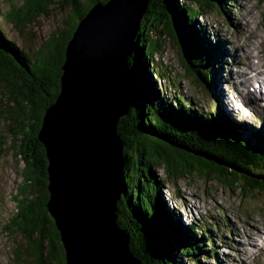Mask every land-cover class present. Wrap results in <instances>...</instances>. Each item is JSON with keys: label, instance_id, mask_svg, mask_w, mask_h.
Instances as JSON below:
<instances>
[{"label": "trees", "instance_id": "16d2710c", "mask_svg": "<svg viewBox=\"0 0 264 264\" xmlns=\"http://www.w3.org/2000/svg\"><path fill=\"white\" fill-rule=\"evenodd\" d=\"M68 1L71 12L65 16L63 26L52 32L34 51L7 39L0 26V49L5 50H0V86L3 90L0 93V121L8 123L6 131L13 138L9 149L16 150L13 155L19 157L23 165L20 172L22 180L14 196L18 208L17 226L22 236L33 243L36 264H65L60 234L47 209L48 161L38 138L42 119L59 94L65 49L77 26V18L83 17L93 3L107 0ZM168 1L192 65L211 88L215 82L213 60L221 44L209 43L204 27L198 22V17L208 14L211 7L209 3L203 4L198 0ZM214 2L219 7V2L224 1ZM22 4V7L8 5L0 15L20 33L37 17L48 13L55 2L23 0ZM168 15L162 0H150L147 14L140 24L134 55L137 80L143 88L135 102L137 130L134 134L130 132L132 137L126 144V191L119 201V221L126 225L127 219H138L143 215L160 259L144 254L148 264H205L206 259L222 264L213 250L214 242L208 240L206 245L204 241V237L212 236V232L201 229V242L198 243L196 226L191 223L184 225L178 213L175 215V211L166 205L162 194L165 182L157 177L155 163L163 167L168 180L182 179L191 171L176 170L170 164L174 161H167L159 153L155 157L153 153L158 148L152 136H164L187 150L200 152L238 170L254 172L258 179L264 180V134L245 137L241 127L219 106L215 109L209 107L203 112L181 94L172 92L171 98L161 94L151 77L156 75L158 64L151 58L159 51L160 37L173 39ZM121 132L124 133L122 129ZM257 186L264 189V182ZM134 228L137 233L141 232L138 239L143 238L142 243L145 244L141 250L147 249L150 253L142 234L143 228L130 227V233H136Z\"/></svg>", "mask_w": 264, "mask_h": 264}, {"label": "water", "instance_id": "95a60500", "mask_svg": "<svg viewBox=\"0 0 264 264\" xmlns=\"http://www.w3.org/2000/svg\"><path fill=\"white\" fill-rule=\"evenodd\" d=\"M198 1L211 5L216 0ZM162 2L185 73L210 93L209 84L195 70L183 45L169 1ZM149 6L150 0L95 2L77 18L65 49L59 94L42 119L38 138L48 161L47 209L60 234L65 264H148L144 254L159 255L143 215L127 219L125 225L119 221L118 209L126 191V144L130 132L137 130L135 102L143 88L137 80L134 54ZM152 138L158 148L155 157L159 153L174 161L170 164L176 170L212 174L226 182L230 177L240 182H264L254 172L219 163L164 136ZM130 227L143 228L150 253L141 250L145 247L143 238L138 239L141 232L134 228L132 234Z\"/></svg>", "mask_w": 264, "mask_h": 264}, {"label": "rangeland", "instance_id": "374dc122", "mask_svg": "<svg viewBox=\"0 0 264 264\" xmlns=\"http://www.w3.org/2000/svg\"><path fill=\"white\" fill-rule=\"evenodd\" d=\"M52 1L55 4L49 7L48 13L37 17L21 33L0 17L4 36L34 51L52 32L61 28L65 16L70 15L68 0ZM22 3L23 0H0V15L7 10L8 5L22 7ZM208 6L211 11L198 17V22L204 27V35L209 43L221 44L213 60L215 82L211 85L210 93L196 85L198 83L185 73L172 38L163 40L160 37L159 51L151 58L158 64V70L151 77L164 96L171 98L172 92L181 94L203 112L209 107L215 109L219 106L220 110L223 109L241 127L242 135H252L254 138L260 132L264 133V128L261 129L264 118L254 121L252 117L254 114L257 117L260 112L250 114V107L253 105L250 101L244 100L240 105L237 103L235 111L228 104L226 106L225 102L227 99L233 100L234 104L233 98L237 93H244V86L247 85L234 77V73L237 74L239 67H242L240 60L246 62L242 60L243 53L230 44L235 43L234 37L243 34L249 25V31L260 36L264 48V0L219 2L221 10L214 1ZM256 57L264 63V57ZM241 71L249 72L244 67ZM2 91L0 86V93ZM7 125L8 123L0 121V264H36L34 245L22 236L17 226L18 208L14 196L17 195L18 184L22 180L20 172L23 165L19 157L13 155L16 150L9 149L13 138L6 131ZM154 169L157 177L165 182L162 194L166 205L175 211V215L178 213L184 225L191 223L196 226L198 242H201V229L211 232L213 229L215 233L210 237L206 235L204 241L206 245L208 240L214 242L213 250L217 252V258L222 264H264V189H259L256 182L245 178H242L245 182H240L232 177L226 182L215 179L212 174L202 175L194 170L185 174L187 177L182 179L168 180L163 167L157 162ZM179 171L184 170L179 168ZM246 231L251 232V239L245 237ZM251 243L255 244L254 250L249 245ZM203 263L214 264L210 259Z\"/></svg>", "mask_w": 264, "mask_h": 264}, {"label": "bare ground", "instance_id": "6f19581e", "mask_svg": "<svg viewBox=\"0 0 264 264\" xmlns=\"http://www.w3.org/2000/svg\"><path fill=\"white\" fill-rule=\"evenodd\" d=\"M223 1H228V0H223ZM250 29H251L250 26L247 25L243 34H240L239 37H234L235 43H233V42L230 43V44H233L235 46V48H238V49H236L237 51L243 53L242 60H246V62L240 60V62H241L240 65H242V67L238 66L239 70H238L237 74L234 73L235 79H237L240 83L241 82L249 83V81H251V79L253 81V80H255V78L261 79L262 77H264V63L260 62V60L257 59V57H256V55L258 57L259 56L264 57V48L262 47V43L260 42V36L258 34H255L251 31H249ZM243 67L248 68L249 72L241 71V68H243ZM260 82H261L260 80L256 81L257 84H260ZM232 84L234 85L236 83H232ZM235 90H238V89L235 88ZM233 99H235L234 104L232 103L233 100L227 99V101H226V104H228V106L231 107L232 110H235L236 105H238V104L240 105V102L246 100V101H250V103L253 104L250 107V114L253 111H258L260 113L258 114L257 117L254 114V118L257 119V118L263 117V115H264V111H263L264 110V95H263L262 90H259L257 94H254L251 92L237 93L236 97ZM241 107H242V105H241ZM223 113L225 114V112H223ZM263 128H264V126L261 129H263ZM259 134L262 135V132ZM246 233H247V231H246ZM251 236H252L251 232H248L245 235V237L247 239L248 238L251 239ZM249 245L251 246L252 250L255 249V248H253V246H255L254 243L253 244L251 243Z\"/></svg>", "mask_w": 264, "mask_h": 264}]
</instances>
